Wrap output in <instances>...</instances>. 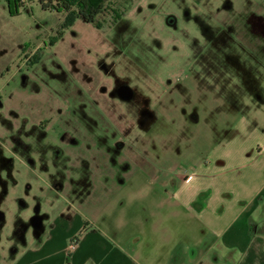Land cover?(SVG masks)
<instances>
[{"label":"rangeland","instance_id":"374dc122","mask_svg":"<svg viewBox=\"0 0 264 264\" xmlns=\"http://www.w3.org/2000/svg\"><path fill=\"white\" fill-rule=\"evenodd\" d=\"M209 7L112 0L90 23L38 0L13 15L0 0L4 251L16 254L31 235L54 238L71 264L87 228L147 264L159 168L209 160L214 133L230 123L223 101L247 111L244 95L264 96V72L235 41L264 17V0Z\"/></svg>","mask_w":264,"mask_h":264},{"label":"crops","instance_id":"0c3cea01","mask_svg":"<svg viewBox=\"0 0 264 264\" xmlns=\"http://www.w3.org/2000/svg\"><path fill=\"white\" fill-rule=\"evenodd\" d=\"M187 3L202 12L214 0ZM174 21L173 15L167 17L171 26ZM246 25L250 34H237L235 41L250 55L252 67L263 73L264 17L258 15ZM229 74L238 85L233 77L238 73L231 70ZM244 99L247 111L235 108L231 99L223 101L230 123L214 133L216 142L207 152L209 160L206 156L189 160L190 166L184 170L183 165L164 171L159 168L155 183L161 194L150 218L159 237L155 244L144 247L147 264H264V96L254 100L246 94ZM232 112L240 113L231 117ZM83 234L71 264H146L111 245L98 232L86 228ZM41 239L26 237L16 254L0 247V264H69L55 252L54 238ZM80 250L85 251L83 256H78Z\"/></svg>","mask_w":264,"mask_h":264},{"label":"trees","instance_id":"16d2710c","mask_svg":"<svg viewBox=\"0 0 264 264\" xmlns=\"http://www.w3.org/2000/svg\"><path fill=\"white\" fill-rule=\"evenodd\" d=\"M112 0H38L44 10L66 12L82 16L86 21L96 23L103 14L107 3ZM26 0H9L10 12L13 15L19 14ZM118 19V16H116ZM99 23V22H98ZM100 24V23H99Z\"/></svg>","mask_w":264,"mask_h":264},{"label":"flooded vegetation","instance_id":"af4514ba","mask_svg":"<svg viewBox=\"0 0 264 264\" xmlns=\"http://www.w3.org/2000/svg\"><path fill=\"white\" fill-rule=\"evenodd\" d=\"M88 22V21H87ZM91 23V22H90ZM123 91V89H120L118 92ZM64 137V136H63Z\"/></svg>","mask_w":264,"mask_h":264}]
</instances>
